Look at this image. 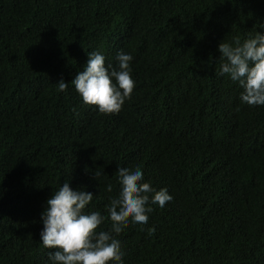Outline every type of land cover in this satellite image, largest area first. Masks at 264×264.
<instances>
[{"label": "trees", "instance_id": "obj_1", "mask_svg": "<svg viewBox=\"0 0 264 264\" xmlns=\"http://www.w3.org/2000/svg\"><path fill=\"white\" fill-rule=\"evenodd\" d=\"M261 24L264 0H0V138L29 114L0 146V264H47L40 213L65 181L107 231L117 167L133 165L173 198L115 234L124 264H264V105L241 103L217 48ZM94 50L133 57L118 114L71 83Z\"/></svg>", "mask_w": 264, "mask_h": 264}, {"label": "clouds", "instance_id": "obj_2", "mask_svg": "<svg viewBox=\"0 0 264 264\" xmlns=\"http://www.w3.org/2000/svg\"><path fill=\"white\" fill-rule=\"evenodd\" d=\"M259 27L264 29V24ZM217 48L222 61L218 74L227 75L242 88L241 103L264 105V31H255L244 39L235 35L230 41L220 42ZM87 56L86 64L71 83L85 104L95 105L103 114H118L135 87L130 67L132 55L118 51L115 67L105 62L101 52L94 50ZM67 87L63 79L58 81L59 91ZM28 116L21 114L10 122L12 125H7L9 138L1 137L0 146H11L12 143L8 145L12 135L10 126L14 129L15 142H20L26 130L23 120ZM116 172L120 189L115 196L109 197L107 211L111 227L107 231H97L105 216L88 207L94 200L92 192L73 189L71 181H65L47 198L40 213L43 225L40 241L46 249H51L47 264H124L125 253L115 234L130 221L148 224L154 210L151 205L163 208L173 198L167 188L157 190L145 181L138 165L118 166ZM100 175L99 171H94L95 178ZM106 191L112 192L111 184L106 186ZM154 231L150 228L149 234Z\"/></svg>", "mask_w": 264, "mask_h": 264}]
</instances>
